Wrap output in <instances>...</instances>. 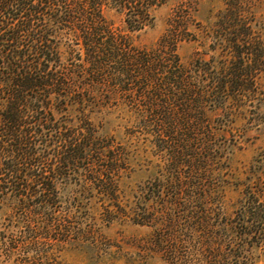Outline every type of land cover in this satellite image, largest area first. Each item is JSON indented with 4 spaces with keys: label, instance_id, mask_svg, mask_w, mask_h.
Returning <instances> with one entry per match:
<instances>
[{
    "label": "trees",
    "instance_id": "obj_1",
    "mask_svg": "<svg viewBox=\"0 0 264 264\" xmlns=\"http://www.w3.org/2000/svg\"><path fill=\"white\" fill-rule=\"evenodd\" d=\"M167 1L0 0V256L8 264H49L60 246L86 239L95 201L107 222L128 216L154 226L158 244L176 254L181 242L202 264H253L264 248L259 196L222 232L210 221L225 130L202 123L254 84L247 60L258 48L242 0L220 15L235 32L219 39L236 51L221 65L181 61L173 25L154 48L134 45L130 33L151 26ZM106 9L123 15V29ZM112 106H130L120 115L152 136L164 165L123 203L130 150L98 123Z\"/></svg>",
    "mask_w": 264,
    "mask_h": 264
},
{
    "label": "rangeland",
    "instance_id": "obj_2",
    "mask_svg": "<svg viewBox=\"0 0 264 264\" xmlns=\"http://www.w3.org/2000/svg\"><path fill=\"white\" fill-rule=\"evenodd\" d=\"M196 2L168 0L159 6L153 12L151 26L130 33L134 45L154 48L166 29L173 25L182 37L176 51L185 64L198 57L203 61H217L218 65L232 59L235 49L224 46L225 41L219 36L234 37V27L220 26V15L236 1ZM241 6L245 9L243 19L250 27V40L254 44L251 46L258 48L257 56L253 54L247 60L251 62L254 84L247 82L248 89L238 93L227 112H214L207 122L202 123L225 130L216 139L222 156L217 164V200L210 220L218 225L220 232L227 222L237 220L238 211L247 203L248 196H259V202H264V0H242ZM104 16L113 27H125L123 15L115 9H106ZM129 108L112 106L105 111L106 117L98 122L102 125V134L130 150L128 166L121 172L119 180L122 203L132 199V195L155 176L158 166L161 169L164 166L161 151L152 142V136L142 134L126 115H120ZM92 204L90 218L85 222L90 231L86 239L72 240V243L60 246L59 251L50 257L49 264H202L187 257L181 242L175 249L176 254L158 244L156 237L161 231L156 227L134 223L128 216L107 222L102 201ZM6 217L0 215V225L7 222ZM253 255V264H264V248H257ZM0 264H8L3 256H0Z\"/></svg>",
    "mask_w": 264,
    "mask_h": 264
}]
</instances>
